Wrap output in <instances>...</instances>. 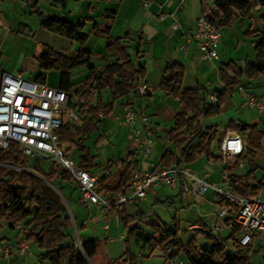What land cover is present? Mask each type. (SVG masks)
<instances>
[{
    "label": "crops",
    "instance_id": "0c3cea01",
    "mask_svg": "<svg viewBox=\"0 0 264 264\" xmlns=\"http://www.w3.org/2000/svg\"><path fill=\"white\" fill-rule=\"evenodd\" d=\"M260 1L248 0L250 8L245 13L232 9L231 18L225 24L220 23L223 19L221 14H213L215 21L220 27L221 38L217 47V58L208 60L203 56L197 41L190 37L195 31V20L209 10L211 4H213V2L210 3L208 0H184L182 3L179 0H1L0 78L2 74L8 73L28 81L37 82L36 78L38 75H42L44 85L49 87L47 75L52 74L51 72H41L36 60L42 48H51L67 57L73 56L78 50L77 48L72 51L71 45L74 42L64 40L41 27L42 19L46 16L65 20L71 25L80 24L82 25L81 34H86L88 38H98L105 45L108 37L113 40H120L122 47L126 49L127 54L130 56L133 66L141 68L143 73L141 80L150 86L151 93L145 96L131 93L128 97L122 98L114 104L113 112L109 116H103L100 119L98 140L105 148L103 153L105 162L101 164L96 163L97 160H95V164L99 168L87 171L97 176L99 180L107 179L109 182L116 179L117 164H112L109 170H104L103 168L108 161L111 163L123 162L124 166L136 162L135 165H132L133 171H152L155 168H159L157 166L162 153L169 146L165 135L173 128L175 116L182 111L177 100L165 96L160 91L163 71L172 64H179L184 71L181 82L182 88H201L205 90L208 95L207 101L210 104V99L216 97V92L222 89L219 78V70L222 67L233 63L238 69L243 70L245 62H254V35L258 32L264 33V8L261 7ZM162 15L165 16V19H161ZM173 21H176L179 25L176 30L172 28ZM86 52L91 54L90 66L97 70H101L105 65L114 62V57L104 50L103 58H101L103 63L93 66L91 65L93 54L87 50ZM54 78L56 80L55 87H57L59 74L54 73ZM70 82L74 85V89L79 88L80 91L79 94L71 95L68 98L69 109L64 114V122H68L66 117L69 111L75 113L72 106L87 104L85 94H94L89 81H83L76 85L70 78ZM249 82L248 80V84L245 86L243 83L237 86H242L247 92L264 99V93H259L251 88ZM237 86L231 88L230 96L221 105L220 117L227 115V121L224 124L221 136L217 140L218 152L214 154L211 151V153L215 158L219 155V143L227 133L238 134L244 147V153L241 155L243 166L241 169L238 167L233 168L231 173L236 177L245 176L248 171V162H252L257 169L253 175L254 179L250 180L249 184H259L261 186L255 197L259 196L260 199L264 200V137L260 142L261 148L253 151V156L245 157V151L248 147V133H237L232 129L226 128L229 123L234 125L243 124L255 126L259 131L264 132V122L261 126L257 119L248 122L243 119L242 115L236 116L232 113L236 105L240 109L258 111L243 106V98L238 92ZM83 93L85 94L83 95ZM100 96L103 101L109 100L107 91L102 92ZM88 103L93 105L95 97ZM126 108L132 109L135 113L137 127L140 130V138L144 135L145 128V125L140 120L141 118H146V126L150 130L153 140L151 153L146 158L141 157L142 148L139 140L138 142L133 141V128L123 123L122 115ZM210 128L216 130L215 127ZM159 145L162 146L160 151L158 149ZM67 155L77 163V154L74 150ZM115 156L117 157L114 158ZM215 158L208 160L202 156L192 163L183 164L182 167H187L198 177L203 178L204 181L216 185L221 181L222 168L219 161L214 160ZM236 158L228 160L230 167L235 164ZM245 166H247V170L243 172ZM239 169L242 170L241 174L238 173ZM73 187L77 192L74 201L78 208H76L77 217L72 219V213H69L71 215V223L75 226L76 219H80L79 228L82 232H86V218L90 216L91 212L93 214L92 220L96 223H102L101 230L103 235H105L110 230L108 218L111 214H103L95 206L88 208L80 206L77 202L78 189L76 186ZM171 191L174 192L162 196H160L162 194L160 191L149 193L145 200H134L126 206L127 212L135 217H150L163 222L153 212L154 206L157 204L175 205L178 203L180 212L189 213L191 209H197V212H200L192 222L190 221L187 230L193 231L195 235L210 233L212 217L218 206L215 194L208 190L200 196L192 193L183 195L180 187ZM148 205H151L152 213L144 210V208H148ZM81 210L88 212L85 218L84 212ZM179 219L175 217L174 220V226L177 225L178 228L179 221H181ZM205 219L210 223L209 227L204 222ZM224 221L218 234L230 231V235L233 228L226 220ZM104 226L108 227L107 230L104 229ZM4 227V222H2L0 228L4 229ZM19 227L23 228V225L21 224ZM194 227L197 229H194ZM170 229L172 231L174 227H170ZM261 235L263 234L254 236L249 245L250 248L253 242ZM239 236L240 234L238 233L236 240H238ZM120 238L122 237L120 236ZM86 240L89 239H83L82 242ZM4 242L7 243L9 241L2 236L0 238V246ZM32 246L30 244V256H20L13 253L9 260L0 259V264H10L13 261L21 264L41 263L42 261L38 258L40 252L34 256ZM180 256L181 254L174 256V258L180 260ZM26 259L31 260L26 262ZM106 262H102V264ZM165 264L171 263L167 261Z\"/></svg>",
    "mask_w": 264,
    "mask_h": 264
},
{
    "label": "trees",
    "instance_id": "16d2710c",
    "mask_svg": "<svg viewBox=\"0 0 264 264\" xmlns=\"http://www.w3.org/2000/svg\"><path fill=\"white\" fill-rule=\"evenodd\" d=\"M60 1V0H54ZM213 14L222 15L221 24L227 23L232 15V9L245 13L249 10L248 0H212ZM264 8V0L260 1ZM41 27L47 32L54 34L69 42H75L78 50L71 57L56 52L48 47H43L36 60L41 72L55 70L59 74L57 89L66 93L67 97L79 94V88L74 89L70 82V73L79 66H86L88 75L84 82L89 81L94 94H85L87 104L72 106L75 115L81 120V125L64 122L58 129L59 145H67L66 154L75 151L77 164L86 171L97 169L96 158L91 156L83 144L88 135L93 131H99L100 118L109 116L113 112L114 104L122 98L128 97L134 92L137 82L142 78L141 68H135L126 49L122 47L120 40L107 38L105 51L114 57L112 64L105 65L101 70L90 66L91 54L84 50L88 39L86 34H81L82 25H71L65 20L46 16L42 19ZM254 62H245L243 70L229 63L219 70V78L222 89L216 92L218 104L212 106L207 101V92L201 88L183 89L181 82L183 68L179 64H172L165 68L160 82V91L167 97L177 100L182 111L174 118L173 128L166 133L168 148L164 150L159 160V168H179L183 164H189L200 157L206 159L212 156V144L215 139L216 130L203 128L200 124L201 118L217 116L221 113V105L231 94V88L239 85L244 78L250 80L264 73V33L258 32L254 35ZM37 83L44 85L42 75L36 78ZM107 91L109 100L103 101L100 94ZM95 97V103L89 104ZM227 129L237 133H248V147L246 156H253V151L261 148V140L264 132L255 126L243 124L234 125L229 123ZM235 164L228 170L238 167L242 163L241 156L236 158ZM214 160L219 161L220 156ZM27 159L22 156L19 147L10 143L5 150H0V225L5 222L10 229H16L23 225V235L27 242L33 244L40 252L39 260L47 264H87L86 259L91 261L97 256L99 243L95 239L81 242V251L76 248L69 235L71 220L67 210L59 196L46 183L18 168H26ZM112 164H117L114 181L107 179L99 180L98 190L119 191L131 180L133 168L132 162L124 166L123 162L108 161L104 170H109ZM41 161L35 160L32 169L43 179L53 184L66 202L71 200L62 185H73L71 177L52 162V167L45 172L41 168ZM257 167L248 162V171L243 177L231 176L236 193L245 198H254L261 189L259 184L251 185ZM55 183V184H54ZM78 189V188H77ZM75 191L76 189L73 188ZM67 195H65V193ZM218 201V205H223ZM34 211L32 212V210ZM119 224L127 229V240L125 241V254L128 253V240L143 245H154L163 253L170 249V257L182 254L188 264H251V248L238 247L236 236L239 229L233 226L232 233L224 239L214 237L211 233L203 234L207 240L206 246H197L191 242L182 246L177 234L178 226L171 229L159 219L150 217L141 218L130 215L125 206L117 209ZM229 218L226 219V222ZM225 222V221H224ZM145 226L150 233L142 230ZM232 242L234 250L228 249ZM131 261V259L129 260ZM126 259L121 258L114 264H124ZM132 264V261L130 262ZM105 264H111L106 262Z\"/></svg>",
    "mask_w": 264,
    "mask_h": 264
},
{
    "label": "built area",
    "instance_id": "2783aa9c",
    "mask_svg": "<svg viewBox=\"0 0 264 264\" xmlns=\"http://www.w3.org/2000/svg\"><path fill=\"white\" fill-rule=\"evenodd\" d=\"M212 3L211 0H208ZM180 3L184 0H179ZM1 4V0H0ZM213 4L211 8L195 20V31L190 36L197 41L203 56L208 60L217 58V47L220 42V27L214 19ZM165 19V16H161ZM176 21L172 28L178 29ZM243 98V106L248 109L264 110V99L247 92L237 86ZM134 92L138 96L151 93L150 86L141 79ZM69 100L65 92L28 81L17 76L4 73L0 78V150H5L10 143L16 144L26 159L49 160L67 173L78 188V204L84 208L95 206L103 214H113L115 224L119 223L117 209L127 206L134 200H145L149 193L163 189L181 188V194L202 195L211 190L218 201L212 217L210 233L216 235L222 228L224 220L229 218V225L239 229L238 247L250 245L254 236L264 234V200L258 197L245 198L238 195L231 182L232 173L228 170V160L241 156L244 147L241 137L236 133H227L219 143V163L221 165V181L211 184L198 177L187 167L155 168L152 171H134L131 180L119 191L98 190L99 178L90 174L83 167L71 160L59 145L58 129L64 122V114ZM210 104L216 106L217 98L212 97ZM101 119L103 116L98 115ZM66 120L76 126L81 120L69 111ZM123 123L134 130V140H139L141 157L146 158L153 146L150 130L146 126V118H141L145 125L144 135L140 138V130L132 109L126 108L122 115ZM243 166L238 163V168ZM18 169V167H16ZM206 177V175H205ZM107 226L104 229L107 230ZM17 233L12 242L0 247V259L9 260L13 253L30 256V243L23 235V228L17 226ZM194 229H197L194 227ZM171 264H182L170 257V249L164 252ZM40 264V263H38Z\"/></svg>",
    "mask_w": 264,
    "mask_h": 264
},
{
    "label": "rangeland",
    "instance_id": "374dc122",
    "mask_svg": "<svg viewBox=\"0 0 264 264\" xmlns=\"http://www.w3.org/2000/svg\"><path fill=\"white\" fill-rule=\"evenodd\" d=\"M65 40V39H64ZM86 47H84V50L91 52L93 55V59L91 62V65L93 66H98L99 64L103 63V53L105 50V44L104 42H101L98 40V38H93L90 37L86 41ZM72 51H75V49L78 48L77 44L74 42L72 43ZM89 48V49H88ZM91 49V50H90ZM52 75H47L48 80L47 82L49 83V87L56 88V80L54 78V73L58 74L55 70L47 71L46 73H50ZM88 75V70L86 66H79L75 69H73L70 73V78L72 82L76 85H79V83H82L84 81V78ZM251 88L254 90H257L259 93H264V73L258 75L256 78L249 80ZM46 82V83H47ZM248 79L244 78L241 83L243 85H247ZM237 92V91H236ZM118 108V105H117ZM69 107H67L65 110H68ZM232 113L236 116L242 115L243 119L246 121H253L254 119H257L260 122V125H263L264 122V111H255V110H246V109H240L237 105L235 109L232 111ZM221 113L219 115H215L212 117H206V118H201L200 119V124L202 127L209 128V127H215L217 132L215 135V139L212 144V151L213 153L217 154L218 148H217V140L221 136V132L224 128V124L227 121V115H223L222 117ZM98 132L93 131L91 132L86 140L84 141L83 146L88 149L89 153L91 156L96 158V163H101L103 164L105 162L104 160V150L105 148L100 144V141L98 140ZM68 146L64 145L63 149L65 150ZM159 151L162 149V146H158ZM66 151V150H65ZM68 156V155H67ZM115 156L114 158H116ZM36 159H28V162L26 164V168H18V171L26 170L31 173H34L37 175V173L32 169ZM41 168L47 172L51 167H52V162L49 160H44L41 161ZM241 169V168H240ZM238 170L239 174L242 173V170ZM247 166H245L243 172H246ZM48 187L52 189L51 186H53L56 191L55 193H58V196L62 203L64 204L66 210H67V215L69 218H71V215L69 213H72V219L73 217L76 216V208H78L75 205V199L77 196L76 190H73L72 185H62L65 187L67 193H70L72 195L71 200L69 201L68 196L66 202L64 196L60 194V192L57 190V188L49 183L45 182ZM55 184V183H54ZM53 190V189H52ZM54 191V190H53ZM162 192V195H167L170 193H173L174 191H171V189H163L160 190ZM65 193V192H64ZM65 193V195H67ZM151 205H148V208H144V210L148 213H152V208H150ZM84 212V218L87 216L86 213H88L86 210ZM197 209H191L189 213H184L180 212V207L179 204L176 203L175 205H169V204H157L153 208V212L156 213L161 220L167 224V226L174 227V220L175 217L176 219L180 218L179 220V228L177 230V234L179 237V241L182 246H185L188 243H192L197 246H206L207 245V240L204 238L202 234H196L193 231L187 230V226L192 222V220L197 217V214L200 212H197ZM202 213V211H201ZM92 213L90 212V216L86 218V232H82L79 228V222L80 219H76L75 221V226L71 223V226L69 228V235L71 239L73 240V243L75 244L77 249H80V245L83 239H97L99 241V249L97 252V256L92 259L91 261H88L89 264H102V262H110L111 264H114L117 262L119 259L124 258L126 259V263L124 264H131L130 262L132 261V264H165L167 261V257L165 254L157 247L154 245H142V243H136L134 240L129 239L128 240V253L125 254V246H126V240H127V229L124 227L123 224H117L115 226L114 223V216L111 214L108 218V226L110 230L103 235V232L101 230L102 228V223L100 222H94L92 220ZM199 215V214H198ZM203 215V213H202ZM204 222L206 223L207 227H209L210 223L205 219ZM4 229L0 228V238L4 236L5 240L7 239L10 242H12V239L17 233V229H10L8 228L7 224L4 222ZM212 225V224H211ZM76 228V229H75ZM211 229V228H210ZM142 230L146 233H150L149 228L143 226ZM230 231H225L222 232L220 235L216 234L213 235L214 237H219V238H227L229 236ZM120 236L122 238H120ZM105 240H107L105 242ZM8 243V242H7ZM6 244V242H4ZM33 245V244H32ZM1 247V246H0ZM228 249L234 250V246L232 245V242L230 240ZM32 253L33 255H37L39 253V250L33 245L32 246ZM131 259V261H129ZM31 259H26V262H29ZM177 261L182 262V264H188L185 257L181 254L180 260L177 259ZM250 263L251 264H264V234L259 236L256 241L253 242L252 247H251V252H250ZM10 264H21L15 261L11 262ZM38 264V263H37ZM40 264H47V263H40Z\"/></svg>",
    "mask_w": 264,
    "mask_h": 264
},
{
    "label": "water",
    "instance_id": "95a60500",
    "mask_svg": "<svg viewBox=\"0 0 264 264\" xmlns=\"http://www.w3.org/2000/svg\"><path fill=\"white\" fill-rule=\"evenodd\" d=\"M23 171H25V170H23ZM25 172H27V171H25ZM28 173H30L31 175H34L35 177H37V178H39L40 180H42V181H44V182H48V181H46L45 179H43L41 176H39V175H35L34 173H31V172H28ZM52 187V189L54 190V191H56V189L53 187V186H51ZM57 192V191H56ZM57 195H58V193H57ZM80 249V251H81V247H79ZM86 262H87V264H89V262H88V260L86 259Z\"/></svg>",
    "mask_w": 264,
    "mask_h": 264
}]
</instances>
